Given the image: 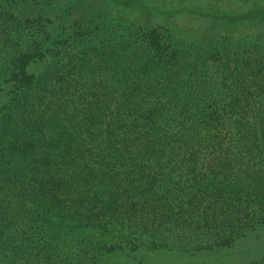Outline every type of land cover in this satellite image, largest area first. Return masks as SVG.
<instances>
[{
    "label": "trees",
    "instance_id": "16d2710c",
    "mask_svg": "<svg viewBox=\"0 0 264 264\" xmlns=\"http://www.w3.org/2000/svg\"><path fill=\"white\" fill-rule=\"evenodd\" d=\"M89 1L62 2L58 21L72 28L62 38L47 30L51 0H0V77L20 91L0 122L12 146L0 147V264H159L165 249L232 248L241 229L264 226V44L193 42L122 13L126 0H99L116 9L109 18L84 15ZM48 56H63L71 80L65 100L36 113L28 67ZM97 64L101 75L79 73L94 84L74 87ZM218 96L227 101L212 111ZM227 133L228 158L243 155L256 178L230 177L215 154ZM207 194L217 205L202 209Z\"/></svg>",
    "mask_w": 264,
    "mask_h": 264
},
{
    "label": "rangeland",
    "instance_id": "374dc122",
    "mask_svg": "<svg viewBox=\"0 0 264 264\" xmlns=\"http://www.w3.org/2000/svg\"><path fill=\"white\" fill-rule=\"evenodd\" d=\"M127 4L119 6L122 13H125L127 16H132L139 20H145L146 17L154 20V23H162L168 25L176 34L182 36L185 40L196 41L198 43H214L220 40V42L230 43L232 45H244L248 40L252 46L260 45V42L264 44V0H126ZM65 0H51L52 7L50 8V16L52 22L47 23L49 19H46L47 30L51 36H61L64 38L66 34L71 31V27L62 28L63 25L58 21V18L63 14V10L60 8ZM142 2L145 6L150 7V10L143 12L139 11L138 3ZM102 1L99 0H90L87 2V6H83V9L89 11L84 15L92 16L93 11L96 14L101 13L105 15L106 18H109V15H115L116 9L111 6L108 7L106 4L101 5ZM260 7H263L260 8ZM111 9V10H110ZM261 9V10H260ZM119 14V12H118ZM117 15V14H116ZM72 21L70 22V24ZM96 23V22H95ZM111 21L104 20L100 23V27L106 32L107 26H111L116 23ZM35 30L37 29V23ZM110 24V25H109ZM32 27V26H31ZM27 30H30L27 29ZM27 36V34H25ZM182 38V39H183ZM224 44V43H222ZM54 46V45H53ZM52 47V46H51ZM3 50V49H2ZM253 51V50H252ZM254 52V51H253ZM65 61L63 56L55 57H39L28 67V72H32L36 75V79L33 85V91L31 94L32 97L28 99L29 105L31 101L34 102L35 107L29 106V108L35 111L39 107L40 103L44 101H55L59 103L60 101L65 100V88L66 80H71L68 72L70 70L65 68ZM100 64L95 65V68L90 67V70H84V66L77 70L78 80H73L74 87H90L94 83L88 82L86 79L79 77V73L85 75L94 76L97 72L100 74L102 67ZM209 73L207 74L208 80L214 79L212 76L213 62L211 59H208L206 64H204ZM193 66L189 67L192 69ZM201 68L200 64L194 67V70ZM4 70L3 68H0ZM105 71V70H104ZM101 75V74H100ZM7 74L0 77V122L4 118V115H7V108L10 106L12 97L17 94L19 91L15 86H12V83L6 81L8 79ZM62 77H65L61 81ZM75 77V76H74ZM10 78V76H9ZM67 78V79H66ZM11 82H13L10 79ZM110 82V81H109ZM108 82V83H109ZM217 86H219L217 84ZM226 88L220 89L221 94L225 91ZM228 90V88H227ZM227 90L223 93L227 97ZM20 93V91H19ZM220 94V95H221ZM74 98H77L78 93L72 95ZM91 97L90 94L86 95ZM85 96V97H86ZM225 97V98H226ZM222 99L218 96V100L214 104V99H212L209 104L211 105V110H214V106L218 107L221 101L222 103L226 102L227 99ZM67 99H72L68 97ZM263 108V106H262ZM226 107H223L222 110H218L217 114H225ZM38 113L37 111H35ZM19 138V137H16ZM14 138V139H16ZM0 140L2 138L0 137ZM230 134L227 133L223 140V147H217L220 151H216L215 154L221 153L224 155L225 159L229 165V171H232L230 177H235L241 175L244 177L247 176L248 171L244 173V170L247 169V159L244 156H239L237 159H229L230 151L232 149ZM0 147H12L11 144H7L3 141V144ZM256 147H264V139L258 141ZM208 150L205 147H201L197 151V159L199 160V165L207 163L209 159L207 158ZM225 153V154H224ZM249 165L251 168H258L255 162L249 158ZM257 175L249 173L247 179L256 178ZM216 195V194H214ZM207 199L198 196L196 198L197 205L203 209V206H216L217 200L216 196L206 195ZM190 215L197 218L198 212H190ZM190 247H194L189 245ZM188 251L180 252L177 250H168L165 249L162 251V254L159 256H152V260L155 263L159 264H248L252 261L264 262V226H259L257 228H245L241 229V234L238 236V240L232 248H222L210 251H197L194 253Z\"/></svg>",
    "mask_w": 264,
    "mask_h": 264
}]
</instances>
